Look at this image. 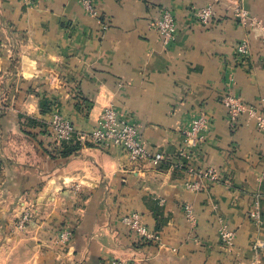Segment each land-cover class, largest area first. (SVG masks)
Returning a JSON list of instances; mask_svg holds the SVG:
<instances>
[{
  "label": "crops",
  "instance_id": "crops-1",
  "mask_svg": "<svg viewBox=\"0 0 264 264\" xmlns=\"http://www.w3.org/2000/svg\"><path fill=\"white\" fill-rule=\"evenodd\" d=\"M207 4L213 15L202 24L194 12ZM237 4L264 22V0H95L97 15L81 0H0V264H264V130L247 113L231 124L221 103L232 90L264 113L262 31L239 22ZM162 8L177 21L168 46L155 27ZM244 38L246 56L237 52ZM109 105L165 161L134 163L78 135L72 154L55 158L45 151L55 145L40 143L45 134L34 135L54 113L90 131ZM197 112L212 126L189 163L178 152ZM179 159L222 180L190 191ZM24 205L33 215L20 228ZM131 212L159 239L135 247L122 220ZM221 220L236 233L232 248Z\"/></svg>",
  "mask_w": 264,
  "mask_h": 264
},
{
  "label": "built area",
  "instance_id": "built-area-1",
  "mask_svg": "<svg viewBox=\"0 0 264 264\" xmlns=\"http://www.w3.org/2000/svg\"><path fill=\"white\" fill-rule=\"evenodd\" d=\"M25 3L32 4L36 0H23ZM84 8L92 15H97L98 10L95 7V0H81ZM195 16L202 24H208L213 15V5L207 4L204 7L195 10ZM234 15L239 22L250 28L257 27L262 31V41L264 44V22L252 16L250 12L242 5H235ZM155 27L159 32L164 45H170L177 34V21L175 14L168 8H162L159 17L156 20ZM237 52L246 56L250 52V44L247 38L242 39ZM221 103L227 111V118L231 124H235L239 116L247 113L251 119L256 120L257 126L264 130V113L256 106H250L243 99L234 94L232 90H227L221 97ZM0 105V110H1ZM212 126V120L204 112H197L191 117L183 132L186 143L179 150L178 156L184 158L190 163L194 149L203 143L207 133ZM49 128L52 131V143L55 146H65L69 144L75 135L85 144L100 148H121L123 149L131 162L139 163L151 161L153 164H160L165 161L166 155L163 152L151 153L145 144L144 137L137 127L134 119L109 105L103 108L95 125L90 131H78L75 123L59 113H54ZM179 159L178 165L184 167L189 174V179L185 182L186 188L190 191L198 192L207 189L212 183H218L222 180V173L213 167H196L192 164H185ZM186 212L189 220L196 223V217L193 214V208L190 204L186 205ZM251 218L254 221H260V212L255 209L251 212ZM123 222L128 224L136 235L145 240L152 241L159 239L157 233L151 232L142 222L141 215L137 212H131L122 217ZM219 233L222 242L229 248L234 247L236 233L223 220L220 221ZM64 238L69 239L72 235L71 230L66 229L62 232ZM261 244V243H260ZM259 243L256 244V247ZM107 264H131L129 261L121 258H111Z\"/></svg>",
  "mask_w": 264,
  "mask_h": 264
},
{
  "label": "trees",
  "instance_id": "trees-1",
  "mask_svg": "<svg viewBox=\"0 0 264 264\" xmlns=\"http://www.w3.org/2000/svg\"><path fill=\"white\" fill-rule=\"evenodd\" d=\"M77 101H78L79 104H84L85 103L84 100H77ZM30 133L33 134V132H30ZM41 134H45V135H44V137H42L43 139H41L40 143H42L43 141L45 142L47 140H48V142H51V143L53 142L52 141V131H51V129L49 127L46 128V129H43V131L42 130H38L37 132H34L35 136H38V135H41ZM68 147H69V144H67L64 147V149H62L63 147L55 146L54 150H49L48 147H47V149H45V151H46V153L49 156H52V157H55V158L58 157V156L67 157V156L72 154V150H70L71 147H69V148ZM143 241H145V240H143L141 238H137L135 240V242H134L135 247L142 246ZM144 243H149V241H145Z\"/></svg>",
  "mask_w": 264,
  "mask_h": 264
},
{
  "label": "rangeland",
  "instance_id": "rangeland-1",
  "mask_svg": "<svg viewBox=\"0 0 264 264\" xmlns=\"http://www.w3.org/2000/svg\"><path fill=\"white\" fill-rule=\"evenodd\" d=\"M19 211L20 212L17 215L18 226L20 228H25L29 220L32 218L33 213L28 210L26 205L20 207Z\"/></svg>",
  "mask_w": 264,
  "mask_h": 264
}]
</instances>
